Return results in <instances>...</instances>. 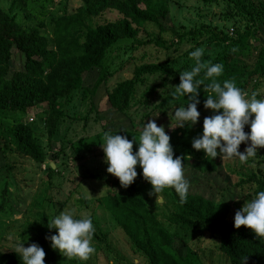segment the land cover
Returning a JSON list of instances; mask_svg holds the SVG:
<instances>
[{"label": "trees", "instance_id": "1", "mask_svg": "<svg viewBox=\"0 0 264 264\" xmlns=\"http://www.w3.org/2000/svg\"><path fill=\"white\" fill-rule=\"evenodd\" d=\"M53 1L0 0L6 2V6L0 5V168L5 176L14 179V171L20 173L23 170L25 159L32 161L36 168L46 160L48 152L39 144L33 125L22 121L26 115L30 114L31 121H40L46 146L56 145V151L51 154L53 168L46 164L43 190L39 187L44 194L42 208L32 212L31 220L19 232L24 245L36 243L44 249L45 264L60 262L51 242L45 239L58 234L56 229L47 228L48 220L56 216L50 198L51 180L67 173L66 163L73 164L80 150L87 151L91 145H100L105 132L133 140V137L140 136L145 126L143 119H154L157 125H162L163 114L155 110L157 107L141 110L144 112L140 111L138 122H135L134 108L139 105L147 108L157 87L170 86L158 105L173 109L186 107L187 97L174 98L172 86L179 85L180 72L191 70L195 65L189 54L199 48V44L220 49L209 61L223 65L222 75L216 78L221 85L225 80H233L237 87L251 94L264 83V0H195L201 2L200 9L215 5L220 11L225 10V19L230 15L237 21H244L242 26L237 24L232 36L208 24H200L184 33H178L171 26L167 28L166 22L170 20L168 0H79V6L71 12L48 17L50 33H46L44 19ZM105 10L115 11L120 17L110 22L94 23L93 18ZM151 24L157 31L156 38L151 39L155 46L167 50L187 43L184 37L189 36L193 47L172 61L164 57L159 63L134 66L130 79L109 82L123 63L108 71L103 66L108 52L120 42L134 40L138 29ZM169 31L173 37L165 43L159 35H167ZM13 53L20 58L18 65L16 63L11 69ZM203 58H206L205 50ZM205 71L195 78L204 80L197 105L201 120L193 126L202 128V132L204 118L216 114L204 108L209 94L205 89L211 83V79H204ZM146 74L152 75L151 86L145 91H135L136 86H143ZM157 80L160 83L156 85ZM101 99H105L109 108L99 112L97 105ZM74 103L83 109L74 111ZM40 105L44 107H38ZM65 110L72 112L68 114ZM154 110L158 113L149 116ZM90 112L93 113L92 122L103 118L98 133L75 141L55 139L61 121L65 118L71 122L82 121V127H85ZM177 123H171L168 128L164 126L170 137L177 132L183 133L187 126L184 129L176 127ZM244 130L250 133V125ZM137 142H134V152L139 147ZM171 145L174 158L184 157V173L190 188L184 203L180 202L174 189L166 188L161 193L171 207L166 223L152 212L148 198L152 186L144 180L139 165L136 167L138 176L128 188L121 187L118 178L112 175L103 177L100 170L82 176L103 181L104 191L94 198V202L109 213L125 237L131 254L139 257L143 264H203V261L205 264L195 250L199 249L203 234L209 233L210 246L206 248L219 251L226 257L227 264H244L246 257V264H264V239L256 238L244 226L236 229L234 220L226 221L231 204L245 189L251 199L257 192L264 191V148L258 149L254 158L241 163L238 158L222 160L218 156L207 159L203 150L192 148V140L184 142L177 138ZM247 146L242 143L239 151L243 152ZM68 149L75 154L71 160L65 157L64 150ZM101 156L104 157V153ZM56 159L59 164H55ZM233 160L237 163L230 165ZM227 174L234 177L231 184L224 180ZM0 185L2 209L10 183L4 179ZM79 202L85 204L84 199ZM93 225L92 242L96 251L105 234ZM64 262L79 264L80 261L66 258ZM0 264H23V261L14 249H0Z\"/></svg>", "mask_w": 264, "mask_h": 264}, {"label": "rangeland", "instance_id": "2", "mask_svg": "<svg viewBox=\"0 0 264 264\" xmlns=\"http://www.w3.org/2000/svg\"><path fill=\"white\" fill-rule=\"evenodd\" d=\"M200 4V1L196 2L195 0H168L167 13L168 19L170 20L166 22L167 28L168 26H171L176 28L178 33H184L187 30L196 28L200 24H208L211 28L216 27L218 30L232 36V31L236 28L237 24H241L242 26L244 23V21H237L233 19L230 15L227 19H225V10L220 11L219 7L215 5L206 6L204 9H200ZM0 5L6 6V2H0ZM78 6L79 0H54L48 16L44 19L45 32L50 33V20L48 17H56L64 11L71 12ZM119 17L120 15H118L115 11L105 10L93 18V21L94 23L101 24L114 21ZM156 34L157 31L154 25H146L145 28L138 29L134 40L120 42L108 52L103 61V66L106 67L108 71L115 70L120 63H123L121 70L114 73V75L109 79V82L120 81L121 79H130L131 68L134 66L139 67L143 64L159 63L165 58L172 61L175 56L177 57L184 50H188L191 46L193 47L189 36H185L184 39L186 38L187 43L175 45L167 50L161 49L151 43L152 37L156 38ZM159 36H161V39L165 43L170 37H173L171 31H169V34L167 35L160 34ZM173 42H175L174 39ZM130 44H133L136 47H133ZM198 46L199 48H203L205 50L206 58H203L202 61L211 60L213 54L220 50L219 48H205L203 43ZM12 56L13 57L11 58L9 67L14 69L16 67V63L18 65L20 57L16 53H13ZM126 61L130 64L128 65ZM176 61L177 59L175 62ZM159 83V80L155 81L156 85ZM151 84L152 75L146 74L143 76V86H136L135 91L141 92L148 90ZM169 88L170 86H167V88L157 87L151 96L152 98L149 100L150 105H148L147 108H140V105L134 108L136 111V123L138 122L137 119L139 118L141 110L148 111L150 108L153 109L155 107H157L155 108L156 111L163 114V126L168 128L171 123L177 122L174 118V111L176 109L158 105ZM254 92L257 93V99L264 100V83H262ZM250 96L251 94L249 93V97ZM38 107L42 108L44 106L40 105ZM108 108L109 107L105 99H101L98 102L97 110L99 112ZM82 109V106L78 107V103H74V111L79 112ZM155 110L149 116L158 113ZM65 111L68 114H71L72 112V110ZM143 112L144 111H141V113ZM29 115H26L22 121L33 125L34 134L37 136V140L43 150L50 154V160H47L46 156V160L39 166V168H36L32 161L25 159L23 170L20 171V173L19 171H14V179H12L9 175L5 176L4 171L0 168V183L4 179L10 183L7 187L6 200L2 204V209H0V249H3V251H7L8 249L15 250L16 244L21 242L19 232L22 230L26 222L31 220L32 212L42 208L41 198L42 196L44 197V194L39 191V187L43 190V186L41 185H43L42 181L44 180V170H46V164L51 163L52 152L56 151V145L54 146L53 143L48 144V147L46 146L45 135L41 131L42 125L40 121H29ZM111 117L116 119L114 115H111ZM91 120H93L92 112L89 113L88 121L85 127H82V121L71 122L65 118L58 125L55 139H61L62 141H75L78 138H87L98 133L101 129L100 124L104 123L103 118L99 119L100 121L97 120L98 122H92ZM150 120L152 119H143V126ZM200 120L201 118H199V121ZM158 126L161 125L159 124ZM201 130L202 128L199 129L194 128L193 126H186L183 133L180 134L177 132L175 135L171 136L170 143L172 144L177 138H181L184 142L193 140L194 137L202 135L203 132ZM134 138H136V140L139 139L138 136ZM55 144L57 143L55 142ZM64 152L67 160L74 158L75 154L72 153L70 149L64 150ZM103 153L104 152L100 145H91L87 151H84L83 149L80 150L79 153L75 155L77 159L73 161V164L66 163L67 173L64 172L60 177L53 178L51 180L52 186L50 188V198L54 204L55 214L58 215L62 211H73L75 218L77 219L90 216L92 222L96 225L100 232L105 234V237L99 244L98 249L87 261H81L78 258H75L80 261L79 264H143L139 257L131 254L125 237L116 227L115 222L109 213L94 202V198L100 196L104 191L103 181L82 178L83 174H96L98 173V170H100L99 173L102 174L103 177H111V175L107 173L108 165L104 162V157L101 156ZM54 162L55 164L60 163L58 159ZM235 163H237V160L229 162L230 165ZM60 166H62V164ZM19 176L20 178H18ZM224 180L227 184H231L234 182V177L227 174ZM246 190L247 189H245L242 195L235 199L231 204L229 209L230 215H227L226 221L230 222L234 220L235 212L242 208L245 201L251 200V198L246 195ZM148 198L151 204L150 207L152 212L158 219L166 223L168 213L171 210L169 203L165 201L161 194L158 197L160 201L158 203H156L155 196L148 195ZM79 199H84L85 204L80 203ZM208 235L209 233H205L200 238L199 249L195 250V253L200 256L202 261L205 260V264H227L226 257L220 254L219 251L206 248V246H210ZM24 246L28 247V245ZM92 246L94 247V242H92ZM56 252L60 261L58 264H64L66 257L62 256L58 250H56ZM59 255L63 258V260H60Z\"/></svg>", "mask_w": 264, "mask_h": 264}, {"label": "clouds", "instance_id": "3", "mask_svg": "<svg viewBox=\"0 0 264 264\" xmlns=\"http://www.w3.org/2000/svg\"><path fill=\"white\" fill-rule=\"evenodd\" d=\"M189 55L195 65L191 70L180 72L179 85L172 86L174 98L187 97L188 101L186 107L174 111L178 122L176 127H192L198 123L199 89L204 80L195 78L206 70L204 79H211V83L205 89L209 94L204 108L216 114L204 118L203 133L193 138L192 148L203 150L206 158L212 160L219 156L222 160L238 158L244 163L254 158L258 149L264 148V100L257 99L255 92L249 97L233 80H225L222 85L217 82L216 78L223 73V65L202 61L203 48H197ZM246 125H250V133L245 132ZM170 140L164 126H158L154 119L146 122L138 142L134 137L129 140L126 136L105 132L100 146L108 165L107 173L118 178L121 187L128 188L138 176L136 167L139 165L144 180L152 186L148 195L155 196L156 203L160 202L158 197L166 188L174 189L180 202H186L190 183L185 178L184 157L174 158ZM134 142L139 145L135 152ZM242 143L248 145L243 152L239 151ZM47 225L48 229H56L58 234L45 239L62 256L87 261L94 254L95 228L90 216L77 219L73 211H62L50 218ZM241 226L250 229L256 238L264 239V191L257 192L235 212L234 227L239 229ZM15 251L20 254L23 264H45L46 252L36 243L25 247L24 243L18 242ZM246 261L247 257L244 264Z\"/></svg>", "mask_w": 264, "mask_h": 264}, {"label": "water", "instance_id": "4", "mask_svg": "<svg viewBox=\"0 0 264 264\" xmlns=\"http://www.w3.org/2000/svg\"><path fill=\"white\" fill-rule=\"evenodd\" d=\"M47 160H50V154H49V153H48V155H47ZM49 166H50V168H53L52 163H49Z\"/></svg>", "mask_w": 264, "mask_h": 264}]
</instances>
